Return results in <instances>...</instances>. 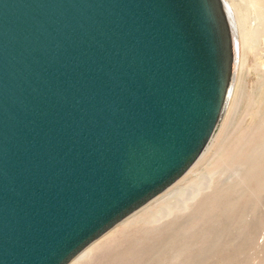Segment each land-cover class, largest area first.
Here are the masks:
<instances>
[{"label":"water","instance_id":"obj_1","mask_svg":"<svg viewBox=\"0 0 264 264\" xmlns=\"http://www.w3.org/2000/svg\"><path fill=\"white\" fill-rule=\"evenodd\" d=\"M231 27L223 0H0V264H69L196 162Z\"/></svg>","mask_w":264,"mask_h":264},{"label":"rangeland","instance_id":"obj_2","mask_svg":"<svg viewBox=\"0 0 264 264\" xmlns=\"http://www.w3.org/2000/svg\"><path fill=\"white\" fill-rule=\"evenodd\" d=\"M229 2L238 48L232 93L207 151L167 190L186 186L197 195L205 181L223 180L225 189L242 187V209L218 211L212 227L199 223L193 234L180 226L170 233L171 217L124 219L70 264H264V0Z\"/></svg>","mask_w":264,"mask_h":264},{"label":"bare ground","instance_id":"obj_3","mask_svg":"<svg viewBox=\"0 0 264 264\" xmlns=\"http://www.w3.org/2000/svg\"><path fill=\"white\" fill-rule=\"evenodd\" d=\"M223 2H224L225 9L227 11V14L229 16V21L232 24V27H231L232 33H234L235 24L233 20V8L229 0H223ZM232 43H233V62H235L238 56V48H237L236 39H234ZM232 87H233V76L231 77V80H230V84H229V88H228V92L226 96V102L224 105V111L227 107L230 95L232 93ZM218 126L214 134L212 135L209 143L207 144L206 148L204 149L202 154L199 156V158L196 160V162L203 156V154L207 151V149L211 145L213 139L216 136L215 134L217 132ZM195 163L182 176H184L195 165ZM236 172L237 173L240 172V169L236 170ZM245 177L247 178V176H243L242 179L240 180L241 181L240 185L244 184V181L246 179ZM180 178L174 181L170 186H172ZM224 185L225 186L229 185V183L226 184V182H224L223 180H219V181L214 182L210 186H208V182L205 181L199 187L200 191L197 195H193L194 193L193 190L189 189L186 186L179 187L178 185H175L169 190H167L170 187L168 186L165 190L162 191L164 192L167 190V192H165L164 194H161L162 192H160L159 194L161 195L157 194L159 196L157 195L154 196L149 201H147L145 204H143L142 206L134 210L132 213H130L127 216L128 218L125 217L124 219H126L125 221H128V223H136V222L148 223V222H155L157 220H162V219L164 220L165 218L171 217L176 220V223L174 224V227H171L169 231L170 233H172L173 228L180 226V229H184L185 231H188L190 234H193L196 231L195 226L199 223L201 226L212 227L213 219L215 218V216L216 217L218 216V211L226 210L232 213L234 212L235 214L237 213V211H240L242 209L243 206L236 208L237 202L240 200L241 195H242V187L240 186V187L233 188L230 185L228 189H225ZM105 234H103L102 236H104ZM211 238H212L211 235H208L206 240H210ZM250 243L254 244L252 239L250 240ZM83 251H81L80 253H82ZM77 256H75V258ZM75 258H73V260Z\"/></svg>","mask_w":264,"mask_h":264}]
</instances>
